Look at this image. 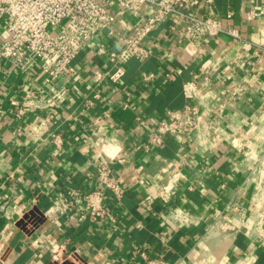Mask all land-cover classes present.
I'll use <instances>...</instances> for the list:
<instances>
[{
    "label": "crops",
    "instance_id": "crops-1",
    "mask_svg": "<svg viewBox=\"0 0 264 264\" xmlns=\"http://www.w3.org/2000/svg\"><path fill=\"white\" fill-rule=\"evenodd\" d=\"M188 9L240 37L196 43L175 17L166 18L145 40L150 57L127 63L111 103L89 108L84 96L107 92L93 86L89 71L109 69L98 47L119 48L115 39L81 50L73 60L78 73L59 82L38 65L24 72L0 59V264H144L133 256L135 244L169 261L185 255L190 264H264L263 213L255 212L250 235L232 217L234 230H210L228 200L244 206L243 220L255 210L259 175L250 174L245 154L256 159L264 150V16L247 14L264 10V0H197ZM145 12L120 21L135 25ZM144 73L154 77L145 81ZM193 77L210 129L151 142L158 120L185 104L183 83ZM128 98L134 107L124 108ZM20 107L27 112L21 118ZM52 132L63 136V148ZM102 160L125 189L121 200L105 198L116 222L92 220L82 196L103 187ZM29 211L35 225L23 220Z\"/></svg>",
    "mask_w": 264,
    "mask_h": 264
},
{
    "label": "built area",
    "instance_id": "built-area-1",
    "mask_svg": "<svg viewBox=\"0 0 264 264\" xmlns=\"http://www.w3.org/2000/svg\"><path fill=\"white\" fill-rule=\"evenodd\" d=\"M196 3L197 0L188 4L185 0H0V59L24 72H29L38 65L40 72L48 80L59 82L78 73L73 60L81 50L103 37L115 39L119 48L108 49L103 43L98 47V53L107 57L109 69L89 71L93 86L105 85L108 87L107 92L103 94L92 91V95L84 96V104L89 108L100 99L111 103V97L126 73L127 63L132 59L145 62L150 57L152 50L145 45V40L166 18L175 17L183 25L188 39L196 43L204 37L221 34L240 37L237 29L225 26L222 20L192 13L188 6ZM143 8H146V12L140 23L128 26L120 21L124 13H136ZM226 16L230 18L231 12ZM247 16L249 19L261 18L264 10L250 9ZM172 28H176V25L173 24ZM153 77V74L142 75L145 81ZM197 90L198 82L195 77L183 83L185 104L181 108L169 109L166 118L158 120L150 135L151 142L160 144L165 136H191L195 132L210 129L200 105L195 101ZM130 107H134V104L128 98L124 102V108ZM2 112L3 106L0 104V120ZM26 114L25 107H20L16 116L21 118ZM50 137L57 148H63L65 142L61 134L52 132ZM245 155L250 174L259 175L255 182L257 200L251 214L253 219L255 212L264 214V150L256 159L250 152ZM97 178L103 187L82 195L89 216L92 220L108 219L116 222V217L105 204V198L109 193L121 200L125 189L114 174L110 161L102 160L98 166ZM244 212V206L240 202L228 200L210 230H234L236 224L229 219L232 217L241 223L239 230L250 235L255 219L243 220ZM23 220L29 225L36 224L32 211L27 212ZM259 238L264 244V229ZM166 239L164 238L165 241ZM134 255H139L144 264H190L185 255L169 261L164 254H149L139 244L133 247Z\"/></svg>",
    "mask_w": 264,
    "mask_h": 264
}]
</instances>
